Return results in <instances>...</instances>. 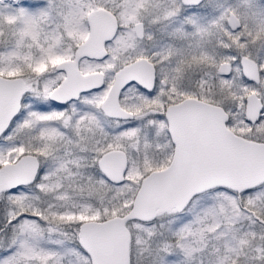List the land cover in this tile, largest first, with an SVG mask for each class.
<instances>
[{
    "label": "rangeland",
    "instance_id": "1",
    "mask_svg": "<svg viewBox=\"0 0 264 264\" xmlns=\"http://www.w3.org/2000/svg\"><path fill=\"white\" fill-rule=\"evenodd\" d=\"M247 1H250L252 5L246 4L244 0H228L226 4L224 0H204L201 5L189 10L181 4L180 0H33V2L31 0H0V70L12 74L15 72L16 76L28 82L20 115L0 138V151L15 156L13 161L27 153L35 155L40 162L38 176L33 185L2 194L0 254H6V264H60L59 252L66 253V251L75 255L73 264H87L75 247L70 248L62 244L66 242V239L56 240L44 235V231H41L44 228L36 229L39 218L45 220L74 218L72 224L77 226L84 220H103L115 215H123L130 209L133 201L131 199L130 204L127 205V196L133 194L132 198H134L140 180L152 168L164 163V160L153 153L162 151L161 133L155 132L159 137L156 138L151 132V129L154 131V124L150 122L146 114L142 116L143 111L137 110L136 112L143 119L140 124L142 130H139L137 134L130 130L137 128L136 119L137 122L127 121L123 122L122 126L118 125L121 128L117 133L118 135L121 132L119 138L109 140L107 134L103 136L99 134L97 139L101 148L106 145L108 148L116 146L122 150L126 149L130 157L125 178L128 173L138 174L140 177L133 181L124 179L122 183L115 184L100 172L107 181L116 185L111 190V194L105 193L103 196L101 193L103 188L98 186V183L102 182L103 185L104 180L96 181L98 173L95 174L94 171L99 170L97 159L105 152V149L86 153V149L84 151L82 146L88 148L89 144L71 143L65 133L56 132L58 128L53 125L60 127L59 124H68L70 105L56 108L53 107L50 98L48 99V93L63 79V74L54 66L60 58L71 57L86 37L87 28L84 21L86 13L94 8L104 7L118 16L120 21L116 37L105 45L107 57L101 61L82 60V65L86 68L101 70L111 76L117 69L136 58L162 61L177 85L182 83V86L187 88L186 84H189L188 88L193 91V85L198 78L212 81L215 86L212 95L218 100L215 103L227 109L232 123L244 126L241 105L243 106L248 90L252 87L243 81L237 71L228 78L216 74L218 64L226 55L215 50L212 43H209L206 52H198L200 57H192L193 61L184 67L185 72L180 68V64H184L185 61L182 63L178 58L182 52V43L189 44L190 41L199 39L202 41L201 44H205L202 39L205 38V32L208 35L211 33V24L205 23V20L201 21V17L207 15L210 12L209 9L219 8L218 14H213V26L216 29H223V22L226 21L228 12H234L240 19L241 27L231 36V39L238 41L260 38V35L263 37L264 24L261 23H264V0ZM222 4L227 7L222 9ZM33 7L42 12L41 16L31 10ZM36 16L41 18H34ZM43 18L46 20L43 21ZM137 20L145 22L146 33L142 40H138L133 32V25ZM198 24L205 26L200 30L197 29ZM60 26L63 30L59 29ZM250 32L253 33V37H249ZM194 33H199V37H194ZM60 40L65 42L66 47L63 51L56 52L54 48ZM158 42L161 45L153 50L152 47ZM251 45H253L252 42ZM234 50L239 52L236 46ZM243 50L258 60L259 47L246 46ZM31 56L51 60L50 67L45 68L48 71L42 78H36L37 69L29 70L31 63L35 60ZM186 58L190 57L183 54V59ZM236 59L235 54L227 58L233 62ZM261 60V69L264 74V59ZM183 77L186 79L184 80ZM261 87H264V81ZM101 93L103 90L87 100L93 103L96 96ZM180 93L183 94L184 91L181 90ZM257 93L264 101V90H259ZM122 97V103L125 105L137 97L141 98L137 103L142 102V99H148L136 92L134 87L128 88ZM183 97L172 98V100L177 101ZM239 105L240 109H238ZM48 107H51L48 113L45 110L37 112L38 109ZM40 123H43L44 127ZM47 124L49 125L46 126ZM131 124H135V127ZM261 124H264V121ZM38 128L43 129L44 138L41 136L38 139L34 135V131ZM256 129L259 131L258 127ZM152 147H154L153 152H151ZM140 160L147 164L146 160L150 165L138 168L137 163ZM91 208L95 211L93 215L81 218L77 214L83 209ZM175 213L179 214L174 211L158 214L157 223L147 230L152 232L153 229L156 231L160 229L162 232L165 226L160 224L168 218H174ZM180 214H184L183 225L187 223L183 227L184 233L179 234V238L194 234V226L197 222H202L204 218L205 220L213 219L211 222H214V225L218 224L219 218L226 229H233L230 232L231 235H237L235 232L242 230L240 231L242 233H239L243 237L242 247L254 255L240 264H251V262L263 264L261 258L264 247V185L245 193H234L226 189L205 193L191 201ZM138 222L130 221L126 227L132 238L131 262L132 264H152L158 250L152 253V258L148 253H144L146 244L142 243L138 237L144 228ZM206 229L209 231L206 232ZM167 232L165 227L163 233L166 234V239L169 237ZM205 232L214 237L216 229L209 226L200 229L199 236L196 235L199 246H201L200 237L204 238ZM192 238L194 240L193 235ZM70 241L75 245L76 235ZM175 247L174 245L173 248Z\"/></svg>",
    "mask_w": 264,
    "mask_h": 264
},
{
    "label": "water",
    "instance_id": "2",
    "mask_svg": "<svg viewBox=\"0 0 264 264\" xmlns=\"http://www.w3.org/2000/svg\"><path fill=\"white\" fill-rule=\"evenodd\" d=\"M180 2L183 6H197L203 0ZM87 17L89 34L76 48L74 58L60 62L56 67L65 73L49 94L50 100L58 104H65L80 93L102 84L100 74L82 76L77 68L78 61L83 57L102 58L107 55L105 43L116 33L117 19L105 8L92 11ZM227 22L232 30L240 28V21L233 13L229 14ZM140 27L141 24L135 25L138 37L142 36ZM241 66L247 80L259 82V71L254 61L242 58ZM219 73L227 75L228 65L222 64ZM152 80L153 69L145 59L123 66L115 74L102 102V110L108 116L131 118L132 114L119 106L121 90L131 81L149 90ZM24 94L25 82L21 77L0 75V137L20 112ZM261 108L257 95H248L245 119L255 123ZM170 113L169 133L176 145L170 164L141 179L131 207L125 214L80 225L78 244L89 256L90 264H131V237L126 229L130 221L148 223L154 221L158 214L180 213L195 196L214 188L241 193L264 183V144L247 141L229 131L225 125L227 114L221 107L186 98L167 108V118ZM97 166L110 182L120 184L125 178L127 158L122 150H110L100 156ZM39 167L38 158L32 154H24L14 162L1 165L0 196L3 192L33 184Z\"/></svg>",
    "mask_w": 264,
    "mask_h": 264
},
{
    "label": "flooded vegetation",
    "instance_id": "3",
    "mask_svg": "<svg viewBox=\"0 0 264 264\" xmlns=\"http://www.w3.org/2000/svg\"><path fill=\"white\" fill-rule=\"evenodd\" d=\"M227 1L228 0H224L225 4L227 3ZM244 2L246 4L252 5V3L250 1L244 0ZM202 3H200L199 5H201ZM225 4L224 5L222 4V7H221L222 9L227 7V5H225ZM199 5H197V6H184V7L186 9L188 8L189 10H192V9H195L196 7H198ZM99 8H104V7H99ZM99 8H94L92 10H89L85 15L84 21H85L86 28H87V35L89 34V26H88V20H87L88 17L87 16L90 12L95 11ZM105 9H107V8H105ZM31 10L34 11L35 14L39 13L40 16L42 14V12H40L36 7L31 8ZM107 10H109V9H107ZM209 10H210V12H208L207 15H204L201 17L202 18L201 21L205 20V23L210 22V24H211V33L209 34L210 37H209L208 33L203 32L205 34V38L202 40L205 41V44H201L202 41H199V39H197L196 41H190L189 44L188 43H182V52L179 55L180 57L178 59L182 63H183V61H185V63L180 64V68H182V70L185 72L184 67L187 64H189L190 61H193L192 57H194V58L200 57L198 52H201V53L206 52L208 50L207 45L209 43H212L215 50L221 51L222 53H224L226 56L223 57L222 62H220L218 64V66L216 68V74L218 76L223 77V78H228V77L232 76V73L237 71L238 74L241 75L243 81L247 85L252 87V89L248 90L249 92L244 99L243 106L241 105V107L243 108V118H244L243 120L245 121L244 126H242V125L237 126L236 124L232 123L230 114L227 111V109L225 107H223L222 105L215 103L218 100L216 99V97L214 95H212L213 90L215 89V86L212 83V81L209 82V81H206L205 78H198V80L193 85V91L188 88L189 84H186L187 88L189 89V90H187V88L185 86H182V83H180L178 85L176 83H174V79L172 80L173 76L172 77L170 76V72L167 71V67L164 65V63L162 61L156 62V60H154V59L151 61V60H148V59L143 58V57L136 58V59L126 63L125 65L133 63L139 59H145L152 66V69H153V80L151 83V85H152L151 89L148 90V89L143 88L136 81L129 82L121 90L119 98H118V102H119V106L121 107V109L125 110L128 113H131L132 117L123 119V118H118L116 116L106 115V113L102 110V102L105 100V98L108 94V91H109V89L113 83L116 72L125 65H123L122 67L117 69L115 72H113L111 76H108L106 74V72H104V71L90 70V69L86 68L84 65H82V60L86 59L89 61H91V60L92 61H98V60L101 61L107 57V55H108L107 54L102 58L83 57L78 61L77 68H78L79 73L82 76H86V75H90V74H100L101 75L102 84L100 87L94 88V89L89 90V91L82 92L79 94V96L76 99H70V101L65 103V104H58V103L50 100L49 99L50 92L48 93V99L50 100V102H52L53 107L61 108V107H66V106L70 105L68 124L67 125L59 124L60 127L57 125H53L54 127L58 128V130H56V132L65 133L68 136L69 141L71 143L89 144L88 148H86L85 146H82L84 151L86 149V153H90V152L95 153L97 151L98 152L103 151L104 149H105V152L110 151V150H117V149L122 150V149L116 148V146H112V147L108 148L105 145L102 148L99 147L98 139H97L98 135L100 134L103 136L104 134H107L109 137V140H114L115 138H119V135H121V132L117 135V133L121 129V128H119V126H122V123L127 122V121H132V122L138 121L136 123V125H138L137 128L130 129L131 132L137 134V132L139 130H142V127L140 124H142L143 119L140 117L139 113H137L136 111L137 110H139V112L143 111L142 116L144 114H146V116L150 120V122H152V124H154V131L151 129L152 134L156 138H159L155 134V132L161 133L160 140H163L162 151L153 152L154 147L151 148V152H153L154 154H157V156L160 157L161 160H164V163L162 165L155 166L154 168H152L150 170V172L157 171V170H161V169L166 168L170 164L171 159H172L173 154H174V151H175V147H176V145L172 141L171 135L169 133V123H170L169 119H171L172 117H171V113H170L169 117L167 118V116H166L167 108L171 105L180 103L181 101H183L186 98H196V99H198L200 101H204L208 104L221 107L224 110V112H226V114H227V120L225 122V125L229 131L233 132L235 135H237V136H239V137H241L247 141L259 143V144H264V124H261L264 121V101H262L261 97L257 93L259 90H262V91L264 90V87H261V84L264 81V74H263V70L261 69V64H262L261 59H264V36L262 37L260 35V38H252V40L242 39V40L237 41V40L231 39V36L235 32H237L240 28H238L237 30H232L229 27L227 20H228V16L230 13H233L235 16H236V14L234 12H228L226 21L223 22V26H224L223 29L222 28L216 29L213 26V14L217 15L219 8L209 9ZM109 11L116 17L118 27H117V31H116L115 36L110 41H107L106 43L111 42L116 37L118 30H119V26H120V24H119L120 21H119L118 16H116L111 10H109ZM148 11H149V9H148ZM150 15H155V14H150ZM34 18L40 19L41 17L39 18L36 16ZM238 20L240 21L239 18H238ZM40 22H41V20H40ZM136 24H141V27H140L141 31H142L141 37H138V35L136 33V30H135ZM261 24H264V23H261ZM204 26H200L198 24L197 29L201 30L204 28ZM240 27H241V21H240ZM133 32H134V34L138 40H142L144 38V35L146 33V26H145L144 20H137V22L134 23ZM263 32H264V30H263ZM87 35H86V37H87ZM193 35H194V37H199L200 34L194 33ZM252 35H253V33L250 32L249 37ZM235 41L237 44L235 43ZM251 42L253 45H251ZM159 45H161L159 42L154 44L152 49L153 50L157 49L158 48L157 46H159ZM234 46L238 47L239 52L234 50ZM246 46H248L249 48L259 47L258 52H259L260 58L258 57V60L256 59L257 61L255 60L254 57H252V55H250V54L248 55L247 52L243 50V48ZM236 52H237V54H236ZM183 54H187L188 57H190V58L189 59H187V58L183 59ZM233 54H235V56H237V59L234 62L232 60L231 61L227 60V58H229ZM31 58H35V60H34V62L31 63L29 70L34 71L37 69L35 71L36 78H42L45 75V72L48 71L45 68L50 67V63H51L50 61L51 60L43 59L42 57H38V56H35V57L31 56ZM73 58H74V53L69 58L68 57L60 58L58 60V62L55 64L54 68H56L60 62L72 60ZM242 58L251 59L252 61H254L257 64L258 71H259V82L258 83L249 81L243 76L242 66H241ZM39 60H41L42 62H37ZM222 64L228 65L229 73L227 75L219 73V68ZM58 72L63 74V78L65 77V73L63 71L58 70ZM22 79L25 82V93H26V88H27L28 82L25 81L24 78H22ZM183 79L185 80L186 78L183 77ZM186 83H188V82L186 81ZM130 87H134L136 92H139V94L142 96L148 97V99H142V102L137 103L141 99V98L137 97L133 101H129L127 103V105L123 104L122 103V98H123L122 95ZM101 90H103V93L97 95L96 99L93 103H90L89 99L87 100V98L91 97L92 95L94 96L95 94H97ZM181 90L184 91L183 94L180 93ZM188 91H191V92H188ZM251 93H255L257 95V97L260 99V103H261V107H262L261 112H260V117L255 123H251L245 119L246 98ZM173 94H175V96H173ZM182 96H184V97L177 100V101H173L174 99L172 100V98L176 99V98L182 97ZM50 108L51 107H48L45 109H38L37 112L45 110V112L48 113L49 112L48 109H50ZM238 109H240V105L238 106ZM21 110H22V104H21ZM42 115L43 114L41 113V116ZM136 119H137V121H136ZM40 125L42 127H44L43 123H40ZM48 125L49 124H47L46 126H48ZM87 126H88V131H87ZM131 126L135 127V124H131ZM257 127H258L259 131H257V129H256ZM38 129L36 131H34V133H35L34 135L38 139L41 136H43V138H44L45 136L43 135V132H42L43 129H40V128H38ZM39 131H40V134H39ZM212 144H214V143L212 142ZM120 145H122V143ZM124 150L123 151L125 152V154L127 156V160H128L130 157L129 153L126 149H124ZM105 152H103L102 154H104ZM201 153H202V151H201ZM145 162H147V164L150 165V163L148 161L145 160ZM147 164H144V162L142 160H140V162L137 163V167L142 168ZM263 185L264 184H262L258 187L249 189L245 192L253 191L257 188H260ZM30 186L31 185L21 186V187H18L12 191L1 193L0 201H1L2 194L12 193L18 189H24V188H27ZM218 189H226V188H214V189H211V190H208L204 193L199 194L197 197H200V196H202L208 192L216 191ZM226 190H229V189H226ZM245 192H243V193H245ZM50 219H53V220H45L43 218H39L36 229L44 228L43 230L41 229V231H44V235H46L47 237L49 236V237L55 238L56 240L66 239V242H63L62 244L70 246V248L75 247L77 249L76 251L83 258H85V262H87V264H90L89 256L78 244L79 227L83 222L90 221V220L81 221L77 226H74L72 224L73 223L72 221L74 218H70V220H64L65 218H50ZM91 220H93V221H104L106 219H103V220L91 219ZM129 223L126 224V227L128 226ZM74 224H75V222H74ZM47 228H49V229H47ZM74 235H76V237H77V241H76L75 245L73 244L74 242L70 241V239L72 237L74 238ZM57 243H59V241ZM131 248H132V238H131V244H130V254H131ZM262 254L263 255H262L261 259H262V263L264 264V247L262 249ZM59 255L60 256H58V257H60V259H59L60 264H73V261L75 260V255L73 253H70L67 251H66V253L65 252L64 253L59 252ZM131 264H132V262H131Z\"/></svg>",
    "mask_w": 264,
    "mask_h": 264
},
{
    "label": "trees",
    "instance_id": "4",
    "mask_svg": "<svg viewBox=\"0 0 264 264\" xmlns=\"http://www.w3.org/2000/svg\"><path fill=\"white\" fill-rule=\"evenodd\" d=\"M31 2L33 1L31 0ZM42 20L44 21L46 19L43 18ZM59 29L63 30L61 26L59 27ZM65 47V42H61L60 40V43H57L54 49H56V52H61ZM43 50H45V47H43ZM46 52L52 53L49 51ZM0 75L13 77L17 74H15V72L12 74L11 72L0 70ZM14 159L15 156L8 154V152L0 151V166L8 161H13ZM94 173H98L96 181H100L103 179L105 182H103V185L102 182H99L100 184L98 183V186H102L103 188V190L101 191L103 196H105V193L111 194V190H113L116 185L107 181V179L101 175L99 170H95ZM139 177L140 176L138 174L134 175L132 173H128L125 180L133 181V179L136 180ZM132 197L133 194L127 196V205L130 204L131 199H133ZM195 199H197V197L193 200ZM94 212L95 211H93L91 208L83 209L82 211H80V213L77 214H79L81 218H85L88 215H93ZM183 216L184 214L175 213L174 218H168L166 221H163L160 224L161 226L166 227V230L168 231L167 234L169 235L168 239H166V234L164 235L163 233L165 227L162 232L160 229L157 231L153 229L152 232L147 230L151 225L157 223L156 219L151 223L138 222L144 228V230H142L138 236L139 239H141L140 241L146 244L144 253H148L151 257L152 253L155 250H158V254L153 257L154 261L152 264H240L243 263L246 259H250L251 256H254L253 254L248 253L246 249L242 247L243 237L239 235V233H242L240 232L242 230H237V232L234 231L237 235H231L232 233L230 232H232L233 229H226L222 220L219 218L217 225H214V222H211L213 219L205 220L204 218L202 222H197L194 226V234H191L190 236H180L179 238V234L184 233L183 227L187 223L186 222L183 225ZM201 216H203V214ZM207 226L216 229L215 235L213 237L211 234L206 233L209 231V229H206V235L203 236L204 238L200 237L201 246H199V243H197L196 241V235L199 236L200 229H203ZM192 235L194 237V240L192 238ZM174 245L176 246L175 248H173ZM184 246H186V248ZM5 255V253L0 254V264H6L5 261L7 260V258L5 257Z\"/></svg>",
    "mask_w": 264,
    "mask_h": 264
}]
</instances>
